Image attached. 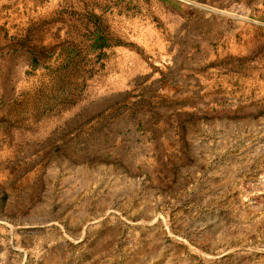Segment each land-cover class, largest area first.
<instances>
[{"label":"rangeland","instance_id":"374dc122","mask_svg":"<svg viewBox=\"0 0 264 264\" xmlns=\"http://www.w3.org/2000/svg\"><path fill=\"white\" fill-rule=\"evenodd\" d=\"M0 264H264V0H0Z\"/></svg>","mask_w":264,"mask_h":264}]
</instances>
